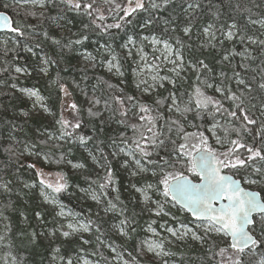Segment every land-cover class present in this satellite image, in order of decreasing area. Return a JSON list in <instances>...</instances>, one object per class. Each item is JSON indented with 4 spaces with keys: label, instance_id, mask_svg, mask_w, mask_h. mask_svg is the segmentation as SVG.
<instances>
[{
    "label": "snow or ice",
    "instance_id": "obj_1",
    "mask_svg": "<svg viewBox=\"0 0 264 264\" xmlns=\"http://www.w3.org/2000/svg\"><path fill=\"white\" fill-rule=\"evenodd\" d=\"M175 2H0V8L4 9L0 11V31L12 34L0 40V51L4 57L9 53L14 54L11 61L0 60V77H7L0 78V85L8 89L5 95L9 99L16 97L22 101L21 118L35 119L38 112L51 115L46 98L38 88L17 86L21 76L31 74L27 62H19L23 57L17 55V50L22 49L36 56L33 47L28 43L22 44V41H34L40 35L51 39L53 44L61 45V40L49 37L47 31H37L38 25L45 19L53 22L64 19L59 15H47L50 9L62 5V10L83 17L87 22L82 23L78 36L72 34L76 38L62 45V50L83 46L90 39L89 32L98 36L99 39L94 42L97 55L85 49L82 52L83 59L92 68L99 63L109 74L121 78V83L113 84L102 77L97 78L86 100L89 105L87 114L100 120L101 124L111 125L115 120L120 130L117 136L109 138L110 142L99 141L95 151H89L88 158L103 169V175H98L94 180L86 178L89 181L88 188L79 190L98 205H106L102 211L114 214L112 230L117 237L127 242L138 234V220L136 213L129 214L120 198L123 178L118 177L116 172H126L133 178L135 182L129 181V190L144 205L141 212L146 211L149 217H155L146 223V231L151 237L141 240L135 251L139 256L153 254L158 264H169L167 258L177 255L167 245L187 246L189 242L204 251L206 264H264V99L257 104L253 102L255 97L252 95L257 89L264 92V66L260 68L259 83H254L257 81L256 74L250 80H245L241 74V70L246 74L249 67L245 63L238 65L240 70L230 68L231 77L225 71L219 72L217 76L205 59L195 55L190 58L185 56V49L191 51L194 46L202 54L203 49H215L216 44L223 46L227 42H249L243 51L233 47L221 55L218 63L230 66L231 60L236 57L242 60L255 59L253 51L249 50L252 45H257L255 51L264 54V39L246 36L235 19L228 25L216 28L215 21L220 18L217 11L211 13L214 19L199 29L197 39L186 44L185 40H192L195 22L200 19L202 6L199 0H181L180 7L185 16L182 27L179 23L164 19L166 25H171V32H181L180 37L168 35V28L158 35L159 17L154 13L166 10ZM13 5L24 8V21L14 22L8 14L11 9L15 15H20ZM235 7L241 12L251 11L241 4ZM34 9H39V12ZM28 18L36 19L37 24L27 23ZM109 19L113 22L109 23ZM248 23L259 24L264 28V18L257 20L248 17ZM67 24L71 25L72 21H67ZM120 32L126 37L120 45L122 56L112 46L115 34ZM104 37L109 39L105 40ZM35 48L40 49L41 44L36 43ZM97 56L100 57L99 61ZM39 59V71L47 75L49 65L56 61L47 56ZM125 61L129 62L135 77L131 94L123 81ZM252 71L255 73V70ZM84 72H87V68ZM190 73L194 80L190 78ZM83 79H88L86 74ZM232 81L235 82V89ZM53 83L65 99L70 97L71 93L59 78ZM76 86L79 87V84ZM84 94L89 95L87 91ZM25 98L31 101V108L35 112L24 110ZM62 109L59 118L54 121L55 131L37 129L41 138L31 143L30 147L25 144L24 151L39 158L44 148L59 150L63 143H76L87 148L94 141L93 135L81 131L84 125L79 119V106L72 102L62 105ZM68 110L76 114L75 122L65 117L64 112ZM106 113L109 115L106 116ZM9 123L12 133L6 138L0 137V151L7 154L9 160L15 158L19 164L24 151L17 148L21 142L16 139L15 133L22 129L15 123ZM43 158L49 160V155L45 153ZM50 162H66L78 170L86 168L83 162L66 160L63 152L58 159ZM27 167L36 170L39 195L46 204L52 205V219L49 223L48 214L34 211L33 217L37 224L33 226L29 223L16 235L21 240L27 239L34 247L47 240L48 264H101V261L104 264H140L137 256L127 248L121 245L118 250L115 240L105 238L103 223L91 217L81 219L82 213L66 210L58 194L70 188L67 173H45L43 169H37L35 163ZM186 172L197 177L198 182H194ZM12 184L11 179L0 177V193L10 195L13 192ZM36 186V181L23 184L24 189ZM253 186L260 191H256ZM109 190L117 195L109 198ZM13 207L11 200L0 206V244L12 239L13 227L5 210ZM172 209H176V213ZM179 212L189 213L192 219L187 222L180 219ZM85 233H94L95 241L85 238ZM57 238L62 240V244L53 246ZM7 247L11 249L12 243H8ZM102 249H107L110 257H105ZM180 255L183 260V253ZM257 255L259 259L253 260ZM2 260L3 264H22L11 251Z\"/></svg>",
    "mask_w": 264,
    "mask_h": 264
},
{
    "label": "trees",
    "instance_id": "obj_2",
    "mask_svg": "<svg viewBox=\"0 0 264 264\" xmlns=\"http://www.w3.org/2000/svg\"><path fill=\"white\" fill-rule=\"evenodd\" d=\"M0 2L11 3V0H0ZM201 3V11H200V19L195 22L196 26L193 29V37L192 40H185V43H192L199 36V29L209 20H213L211 13L219 11L220 18L215 21L216 28H220L222 25H228L235 19L239 23V27L241 31L246 36L259 37L260 39H264V28H261L259 24L252 25L248 23V17L251 19H262L264 18V0H199ZM181 0H176V2L169 6L166 10H160L157 13H154L158 19L157 28L159 29L158 35L163 32L165 28L169 29L168 35L174 37H180L181 32L177 30L176 32H171V25H166L164 23V19H168L173 21V23H179L181 27L183 26V21L185 20L184 13L181 11L180 7ZM236 4H241L245 8L251 9L250 12H241L236 9ZM258 5V7H257ZM16 11L20 13L19 16L15 15V13L9 9L8 14L12 16L13 21H24V8L16 7ZM4 10L3 8H1ZM63 6L61 5L59 8L50 9L47 15L49 16H62L63 20H58L53 22L51 19L43 20L37 27V31L42 33L47 31L49 33V37H55L61 40V45L53 44L51 39H45L42 35L37 36L34 41H22L23 43H28L30 47H33V50L37 53L36 56H32L30 53L23 51L22 49L17 50V55L19 57H23L19 62L21 64L27 62L30 67L31 74L28 76H21L17 83L18 87H36L40 90L41 94L46 98L49 109L51 110V115L43 112L36 113L35 119H24L20 117V106L22 101L13 97L9 99L5 93L8 92V89L3 85H0V137H8L10 133H12V129L10 127V123H15L18 125L22 131L15 133L16 139L21 143L17 145V148L20 151H24V145L28 144L29 147L31 143H36L41 138L37 129L43 131L44 128H48L49 131H55L54 121L59 118V115L62 111L61 104L64 98L63 93L59 90L58 86L53 83L58 78L61 83H64L68 88V91L71 93L68 99L70 103L75 102L80 108L79 119L83 121L82 132L88 135H93L95 137L93 142H90L87 145V148L80 146L76 143H63V146L57 149L44 148L41 151V155L39 158H43L44 154L47 153L49 155V160H45L48 167L56 172H65L68 175V180L70 183V188L68 191L61 192L58 194L59 200L66 206V210H72L76 213H82L81 219H87L91 217L93 220H97V222L103 223V230L105 234V238H111L115 240L116 245L123 246L128 249V251L132 252L134 256H137V259L140 261V264H158V259L154 258L152 254H146L144 256H139L135 251V247L141 240H143L144 236L147 235L146 231V223L150 221V219H155V217H149L148 213L141 212V208L144 207L142 203L139 202L138 198H136V194L129 190V181L135 182L133 178L129 177L126 172L117 171L116 175L118 177L123 178V188L119 192L121 200L124 201V204L127 206L129 214L136 213L138 220V228L137 235L133 240H129L125 242V240L117 237L112 230V225L115 222L114 214H105L102 211V208L106 205L101 203L97 204L95 201H92L90 197L84 195L80 190L77 191V185L79 188H88V177L91 179H96L97 176L103 175V169H100L94 161L88 158L89 151H95L96 143L99 141H104L105 143L110 142V137H115L118 135L120 126L115 123V120L112 121L111 125L101 124L100 120L93 119L88 116L87 108L88 103L86 100L91 95L92 85L97 83V78L102 77L103 79L109 81L113 84L121 83V78L114 77L113 75L107 72V69L97 63L95 68L90 67L87 62L83 59L82 52L86 49L88 52H91L94 56L97 55L96 51V43L99 38L96 34L89 32L90 39L85 41L83 46H74L71 50L63 49L62 45L67 44L69 39H74L78 36L79 31L81 29L82 23H86L83 17L77 15L73 12H67L62 10ZM39 12V9H34ZM71 20L72 24H67V21ZM109 23L113 21L111 19L108 20ZM27 23L37 24V20L34 18H28ZM15 26V24H14ZM70 29V31H69ZM139 31V29H137ZM76 34V36L72 35ZM9 35H12L8 32H0V40L5 39ZM219 37V33H217ZM222 38V37H221ZM105 40L109 39V37H104ZM126 40L125 34L123 32L115 34V39L112 41V46L115 48L117 53H120L121 56L123 53L121 52L120 45L124 43ZM103 43V40L100 41ZM40 43L41 48L36 49L35 44ZM247 41L244 44L239 43L238 41L235 43L227 42L223 46L220 44H216V48H205L201 54V50L197 47H193L191 51L185 49L186 58H190L192 55H195L199 58H203L209 63V66L213 69L215 74H219L221 71L227 72L228 76L231 77L232 72L230 68L235 67L237 70L238 65L241 63L247 64L249 67L246 71L241 70V74L245 80H250L253 74L257 75V81L254 83H259L260 76V68L264 66V54L259 51H255L257 49V45H252L249 49L253 51V56L255 59L251 60H242L240 57H236L231 60V65H221L218 61L221 58V55L226 51H230L233 47H235L238 51H243L248 47ZM150 51V50H149ZM13 53H9L7 57H4L2 51H0V60L7 59L11 61L13 59ZM47 56L52 60L56 61L55 64H50L48 68V74L43 75L39 71L40 65V57ZM100 60V57L97 56V61ZM87 68V72H84V69ZM252 70H255L253 73ZM124 72L125 75L123 77V81L125 82L124 86L126 90L131 94L133 88V81L135 77L131 71V67L129 66V62H124ZM87 75L88 79L84 80L83 76ZM190 78L194 80V76L189 74ZM7 79V77H0ZM73 81H76V84H79V87L76 84H73ZM15 82V81H13ZM216 82L219 80L217 78ZM227 83V81H226ZM233 88L235 89V82L232 81ZM187 86V85H185ZM103 87V86H101ZM85 91L88 92V96H85ZM209 94H212L209 92ZM19 93H17V96ZM255 97L254 103L259 104V102L264 99V92L259 91L258 89L252 93ZM24 110L33 111L31 108V101H27L26 98L23 101ZM7 108L5 109V107ZM109 115L106 113V116ZM68 118V116H66ZM76 114L70 111L69 119L75 122ZM118 118V117H117ZM95 128L96 131L93 132L92 129ZM103 129V130H101ZM69 149L71 151L69 152ZM36 151V150H33ZM107 151V149H106ZM63 152L66 155V160H72L73 163L83 162L86 164V168L82 170L73 169L70 164L66 162L61 164H56L54 162L59 158L60 153ZM38 157L36 155H29L27 151H24L23 157H21L19 164L16 163L15 158L12 160L8 159L7 154L0 151V177L3 179H11L13 181L12 188L13 192L10 195L0 193V206L7 204L9 200L13 202L14 207L5 210V215H7L12 223L13 233L11 234L12 239L10 241H5L4 244H0V264H3L2 258L9 251L12 252L13 255L17 257V261L22 262V264H48V250L47 245L48 241L44 240L39 243L38 246H33L28 243L27 239L21 240L19 236L16 235L19 231L23 230L29 223L35 226L37 221L33 217L34 211H42L47 215V219L49 223L52 219V205L46 204L43 199L39 195L40 186L38 184V177L35 174V169H30L27 167L28 164L37 163ZM21 165H24L21 167ZM19 169V170H17ZM189 175L192 179L196 180L197 177L191 175L190 173H185ZM33 181L37 182V186L33 189H24L23 184L32 183ZM76 187V188H75ZM254 189L260 191L259 188L253 186ZM117 195L116 192L109 190V198H114ZM264 195V193H262ZM173 213H176V209H172ZM23 213L24 215H21ZM180 219L184 221H189L192 218L188 213L179 212L178 213ZM25 216L28 217L25 220ZM2 227V224H0ZM163 232V230H159ZM85 238L91 239L95 241L94 233H85ZM8 243H12L13 247L10 249L7 247ZM55 244H62V240L57 238L53 246ZM63 247H68L67 245H63ZM79 247V245H76ZM167 247L172 251L177 253L176 256L167 258L169 259V263L175 262V264H206L207 257L197 245L189 242L187 246L180 245L172 246L167 245ZM92 250H95L94 248ZM105 257H110V253L107 249H102ZM181 253H183V260L181 259ZM126 258H128L126 256ZM92 259H99V257H92ZM253 260L259 259V255L252 258ZM101 264H104L101 261Z\"/></svg>",
    "mask_w": 264,
    "mask_h": 264
},
{
    "label": "rangeland",
    "instance_id": "obj_3",
    "mask_svg": "<svg viewBox=\"0 0 264 264\" xmlns=\"http://www.w3.org/2000/svg\"><path fill=\"white\" fill-rule=\"evenodd\" d=\"M150 51H151V49H149ZM65 104H70V100L67 98V99H65V98H63V100H62V104H61V108H62V105H65ZM63 110V109H62ZM70 111L71 110H68V111H65L64 112V115H65V117L66 116H68V119H69V116H70ZM36 164V168L37 169H43V171L45 172V173H52L53 175L55 174V173H57L56 171H54V170H52L50 167H48V165L46 164V161L44 160V159H42V158H38V161H37V163H35ZM38 179H39V177H38ZM76 188V187H75ZM76 190L77 191H79V189H77L76 188ZM84 193V192H83ZM84 195H86L85 193H84ZM87 197H89L88 195H87ZM178 226V225H177ZM151 237V234L150 233H147V235H145L144 236V238H143V240H145V239H148V238H150ZM153 239H154V237H153ZM170 245H174L175 246V244H170ZM148 254H151V253H148ZM153 255V254H152ZM169 264H172V263H169Z\"/></svg>",
    "mask_w": 264,
    "mask_h": 264
},
{
    "label": "water",
    "instance_id": "obj_4",
    "mask_svg": "<svg viewBox=\"0 0 264 264\" xmlns=\"http://www.w3.org/2000/svg\"><path fill=\"white\" fill-rule=\"evenodd\" d=\"M0 11H4V10H2L1 8H0ZM0 32H3V31H0ZM191 178V177H190ZM192 179V178H191ZM194 182H198V178L196 179V180H194V179H192ZM256 190V189H255ZM256 191H258V190H256ZM189 214V213H188ZM190 215V214H189ZM190 217H191V215H190ZM192 218V217H191Z\"/></svg>",
    "mask_w": 264,
    "mask_h": 264
}]
</instances>
